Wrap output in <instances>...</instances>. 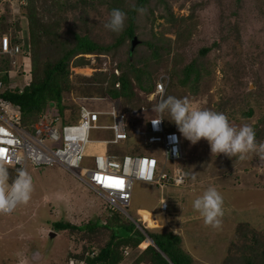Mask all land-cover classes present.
I'll use <instances>...</instances> for the list:
<instances>
[{
  "label": "rangeland",
  "instance_id": "1",
  "mask_svg": "<svg viewBox=\"0 0 264 264\" xmlns=\"http://www.w3.org/2000/svg\"><path fill=\"white\" fill-rule=\"evenodd\" d=\"M31 1L37 8L39 7L37 0H28V4ZM163 1L172 11L174 17L172 22L163 15L165 7L158 0H150V11L136 14L134 36L141 42V46L136 48L139 52L134 58V52L129 55L130 38L126 40L128 43L114 49L110 54H77L69 60L67 79L69 84L78 90L63 91L62 104L73 107L76 106L75 102L80 104L81 99L101 96L98 90L88 89L91 84L87 79L98 70L109 73L116 63L124 64L127 58L128 60L133 58L139 67V61H146L144 58L148 57L150 51L143 43L150 41L155 47L162 45L163 49L167 48L165 53L160 52L159 59L162 63L173 65L175 64L173 60L178 61V64H175L177 74L173 77L172 73L166 71L165 66L160 67L153 75L156 80L162 76L164 83L167 84L163 98L168 95L187 98L192 107L198 109L213 110L218 107V112L224 113L229 122L236 121V124L257 123L261 117L257 103L264 99V0ZM132 2L133 0L120 1L118 4H122L120 10L126 14ZM106 3L108 0L103 6L88 13L86 30L76 24L77 34L86 31L87 36L100 45L111 43L112 39L118 36L104 27L111 12ZM24 9L25 7L22 11ZM191 13L194 17L184 21L189 25L193 23L191 34L187 38V31L182 33L186 27L179 26V22ZM0 16H2L0 32L13 34L15 24L13 26L12 22L19 14L12 0H0ZM126 18L125 15V20ZM68 27L70 25L65 28ZM161 35L166 41H161ZM59 37L67 41L68 46L73 43L72 32L67 29H63ZM204 48L208 51L204 56H200L199 51ZM37 50L40 52V61L42 59L52 63L60 56L59 44L55 45L54 38L50 36ZM80 57L88 59L89 64L76 65L75 61ZM191 62L196 68L202 67H198L201 74L203 70L209 73L196 85L198 89L195 93L179 82L181 78L179 72ZM16 63L22 67L26 59L18 55ZM237 70L238 74L235 73ZM117 72L118 70L114 73ZM230 87H234V92L231 90L233 95L229 94ZM250 95L252 98L247 101V96ZM85 105L90 109L106 111L111 102L106 99H94L85 101ZM247 106L254 109L250 118L242 115ZM57 109L61 111L58 106ZM60 113L63 115L62 111ZM166 116L168 117V114ZM143 117H148V114L145 113ZM103 123L109 124L110 118L105 117ZM166 124V129H175ZM170 124L175 126L171 122ZM92 138H97V135L92 134L90 139ZM182 141L185 155V166L182 168L187 178L186 187L172 189L173 186H168L160 191L151 183L135 181L127 214L140 220L149 216L150 221H157L158 225L162 216H151L147 211L158 213L160 198L164 197L162 204L166 205L165 218L168 217L166 227L146 231L159 232L166 229L181 235L182 248L191 255L195 264H242L239 257L245 250L242 247L243 242L247 236L251 237V233L259 243H262L261 248H264V161L255 153H249L244 160L229 158L223 153H211L208 142L203 138L196 144H191L185 138ZM135 145H137L135 141L128 140L117 145H109V148L121 155L128 154L129 151L132 153ZM139 145L143 147L142 143ZM94 149V144L87 145L89 154L93 153ZM141 154L155 157L158 166L166 170L174 164L171 161L165 162L164 151L158 144L149 145ZM22 171L31 176L32 190L28 200L26 202L19 200L10 213L0 210V264H66L65 258L70 253L81 254L77 255L79 257L68 256L78 259L90 248H100L104 245L107 237L100 236L101 232L109 231L120 238H126L136 227L126 215H115L111 218L112 223L103 225L102 220L106 222L109 220L101 211L106 208L104 199L87 186L89 190H85L77 177L58 165L42 167L27 165ZM17 176L14 177L12 184H9L12 177L7 173L6 180L0 182V199L6 196ZM209 186L216 187L224 200V214L217 227L205 225L203 218L192 209V201ZM79 194L84 196V202L93 209L94 213L89 218L90 224L81 227L79 231L56 228L57 222H62L60 210L58 208L50 212L49 206H55L54 203L57 201L55 198L58 199L60 196L65 207L76 211L81 204L77 201ZM45 197L48 198V202H45ZM69 221L71 225L74 224L71 217ZM118 221L121 222L120 225L114 224ZM150 223L152 224V221ZM249 228L254 231L250 233ZM81 231L85 236L81 235L84 239L80 240ZM36 252L40 254L39 259L32 258V254Z\"/></svg>",
  "mask_w": 264,
  "mask_h": 264
},
{
  "label": "trees",
  "instance_id": "2",
  "mask_svg": "<svg viewBox=\"0 0 264 264\" xmlns=\"http://www.w3.org/2000/svg\"><path fill=\"white\" fill-rule=\"evenodd\" d=\"M16 1L18 2V0ZM106 1L107 0H42L40 3V0H37L39 3V7L37 8L32 1L28 4V0H25L26 5L24 11H22L23 8H20L21 15L24 19L20 20V18H16L12 24L13 26L15 24L14 29L20 31L22 30L21 26L23 25H21V22L23 21L26 28L27 44L31 52L29 71L30 79L28 83L23 85L18 83V80L23 82V78H25L23 76L24 72L22 67L19 68L15 75L10 76L9 73H4L0 76L3 83V89L0 90V98L17 107L25 124L32 122V120L36 118V114L43 113L47 104L51 101L55 102L57 106L61 108L60 110L62 112L69 108L71 113L75 115L77 107L63 105L61 97L63 91L75 89V87L69 84L67 79L69 74V60L77 54L96 55L101 53H112L114 49H118L120 46L128 43L126 40H129L134 36L135 16L137 13L141 12L139 9H144V11L151 10L149 8L150 0H133L131 5L129 4V8L126 11L127 18L124 22L123 30L119 33H115L118 36L114 37L111 43L100 45L91 40L85 33L86 31L83 34H77L76 28L78 26L79 28H85L86 30L88 13L90 11H94L97 7L103 6ZM120 1L122 0H108V3L105 5L111 10L114 8L122 9V4L118 5ZM158 1L163 5V7H165L163 8L165 11L163 15L168 19V21L172 22L174 17L171 9L165 1ZM193 17L194 14L191 13L186 18H182L179 22V26L185 25L186 28H184L182 33L187 31V38L191 34L193 23L189 25L184 21H189ZM69 25L70 27L65 28ZM63 29H67L72 32L73 43L70 46H68L67 41L62 40L59 37V33H61ZM111 33L113 34L114 32ZM49 36L54 38L55 45H57V43L59 44L60 52V56H57V59L52 63L42 59L40 61V52L37 50L42 42L47 41ZM160 39L161 41H166V38L162 35L160 36ZM16 41L21 43V40L16 39ZM140 44L141 42H139L134 48L133 58L136 54H138L139 51H136V48L141 46ZM143 44L149 48L150 51L148 57L144 58L146 61H139V67L138 63H134L133 58L131 60H128L127 58L124 64H121V62L118 64L116 63L115 67L108 71L109 73L98 70L91 78L87 79L89 84H91L88 88L89 90H98L101 95L99 98H103L111 103H114L118 106L119 110L124 113L128 140L135 141L138 145H135V148L131 151L132 153H130V151L128 152L131 155H141V151L151 145L146 141L143 135L134 134L135 129H143L146 126L148 119L142 116L146 112L141 113L140 116H132L131 112L135 109L141 108L142 106H146L147 108L152 106L153 103L148 100V96L155 89L156 78H153V75L160 67L165 66V69L167 68L170 72L167 69L166 71L168 73H172V77L177 74L175 72V64H178L177 60H173L175 64L171 65L167 62L162 63L159 59L161 55L160 52L165 53L167 48L163 49L164 46L162 45L155 47L150 41H146ZM60 49L62 50L60 51ZM207 51L208 50L205 48L199 51L200 56H204ZM169 52L170 50L168 53ZM4 60L7 61V58L5 57ZM75 64L87 65L89 64V60L84 57H80L75 61ZM252 65L255 66L254 64ZM198 67L201 66H197L196 68L194 63L191 62L183 67L179 72L181 75V78H179L180 84L182 86L184 85V87L186 86V88L188 90L190 89L192 93L197 91L198 87L196 85L200 83V80L207 77L209 74L206 70H203V74H201L200 68ZM115 70H118V73L115 74ZM242 71L244 72V68H242ZM235 73L238 74L239 70ZM75 90H78V88ZM231 90L234 92V87H230L229 91ZM232 91L229 94H232ZM89 97L92 98L91 96ZM251 98V95L250 97L247 96V101ZM85 99L89 98H84V100ZM84 100H82L81 103H84ZM257 108L261 111V117H259L258 122L255 124L250 122L247 123L255 131L256 142L260 143L264 139V99L263 101H258ZM215 109H213V111H217L218 107ZM146 111H149L148 113L150 115L152 113L155 114L151 108ZM253 113L254 109L251 106H247V110L244 112L242 111V115L247 118H250ZM166 115L167 113H164V118H166L163 119L164 124L167 123V126L174 127V131L178 132L176 130V126L170 124V122L168 123L169 120ZM230 123L235 127L242 125V123L236 124V121H230ZM94 134H96L97 137H108L109 133L96 132ZM179 135L182 146L183 136L180 133ZM140 136H142V138ZM139 143L143 144L142 148ZM184 156L185 155L183 153L182 159L175 162L176 164H173L170 169H167V171H171L172 173L175 165L184 167ZM0 167L6 169V172L11 175L12 179L10 178L8 183L12 184L14 177L19 174V168L3 165H0ZM185 185H187L186 174L185 183L181 186ZM181 186H173L171 188L179 189ZM158 189L160 190V188ZM162 198L164 197H161L160 200ZM111 218L108 220L107 224L110 222L112 223ZM142 219L145 223H147V227H150L148 222L151 221L148 219V216L147 218ZM89 224L90 222L88 225ZM114 224L120 225L121 222L118 221ZM154 224V228L149 229L165 228L157 227V223ZM61 225L64 229L79 231L81 230V227L86 226L87 224L79 227L70 224ZM55 227L59 228L57 225H55ZM251 229L252 228H249L250 233L251 231H254ZM83 234L84 233L82 231L79 233V237H81V239H84L85 234L84 236H81ZM99 235L104 236L105 238L107 237V240L100 248L97 247V257L89 261L90 264H195V260L191 257V255L182 248V236L170 230L162 229L159 232L146 231L145 236L138 228L135 227L126 238H120L115 233L109 231L101 232ZM145 238H150L154 245H148L150 242L149 240H145ZM142 241L143 243L141 244V248L143 249H140L138 248V244ZM243 243L242 247L245 248V250L242 254H240L239 261L242 264H264V248H261L262 243H259L252 233L251 237L247 236L246 241ZM124 246L128 251L126 255L124 254Z\"/></svg>",
  "mask_w": 264,
  "mask_h": 264
},
{
  "label": "built area",
  "instance_id": "3",
  "mask_svg": "<svg viewBox=\"0 0 264 264\" xmlns=\"http://www.w3.org/2000/svg\"><path fill=\"white\" fill-rule=\"evenodd\" d=\"M12 1L17 14L20 13V8L26 5L25 0ZM12 31L13 34L0 32V76L4 73H9L10 76L15 75L21 68L16 63V57L21 55L26 59L25 65L22 66L25 77L23 81L28 83L31 52L23 31H17L14 28ZM16 39L21 40V43ZM5 57L7 61H4ZM166 85L162 76L156 80L155 89L148 96V100L153 102L151 110L153 105L164 97ZM1 89H3V83L0 79ZM94 99L101 98L92 97L82 100ZM150 108L142 106L131 112L132 116H140L143 112L148 114L146 126L143 129H135L134 134L143 135L149 144L161 145L165 161L176 164L175 162L183 157L180 136L166 129L163 120L158 125L159 130H154L151 120L157 117V113L150 115L149 111H146ZM76 111L74 115L65 110L61 115L57 104L51 101L43 113L36 114L32 122L25 124L17 107L0 98V164L18 167L20 171L27 165L32 167L61 166L78 178L84 179L93 190L97 192L102 190L109 212L115 209L122 210L127 206L135 179L154 184L161 191L165 187H177L185 183V172L181 166L175 165L171 173L164 167L158 168V162L154 157L142 154L118 156L105 149L109 145H117L128 138L125 115L114 106H110L106 111H100L90 109L81 103L78 104ZM104 117H110L111 122L104 124ZM98 131H109L110 137L90 139V136ZM172 134L177 137L175 142L169 139ZM88 144L99 145L103 147V151L93 155L91 162L83 164ZM174 148L175 152H173ZM18 199L19 197L12 191L11 186L3 198L5 207L0 209L9 212ZM162 199L161 204L164 202ZM161 204L158 213L167 215L166 205ZM138 221L140 222L139 219ZM140 226L138 229L146 236L144 229H149L147 223L142 228ZM127 252V248H124L125 255ZM96 257L97 250L92 249L85 252L81 259L71 258L68 264H90L89 261Z\"/></svg>",
  "mask_w": 264,
  "mask_h": 264
},
{
  "label": "clouds",
  "instance_id": "4",
  "mask_svg": "<svg viewBox=\"0 0 264 264\" xmlns=\"http://www.w3.org/2000/svg\"><path fill=\"white\" fill-rule=\"evenodd\" d=\"M139 11L143 12L144 9H139ZM125 15L126 14L120 9H117V8L112 9L110 14H109V19L104 24V27L109 29L110 31H112L114 33H119L124 28ZM18 18H20V20L24 19L23 16L21 17L20 15ZM30 61H31V58H30ZM115 71H117V70H115ZM17 80H18V77H17ZM18 83L21 85L25 84L24 81L20 82L19 80H18ZM95 98H99V97H95ZM101 99H103V98H101ZM78 104L79 103L75 102V105L77 108H78ZM82 104H85V101ZM110 106H114L116 108L114 103H111ZM116 109L119 110V108H116ZM152 110L157 113V117L151 120V123L153 125L154 130H159L158 125L161 123V121L163 119H165L164 113H167L168 117H170L168 119L169 122L175 124L179 133L183 136V138L188 140L191 144H196L198 141H200L203 138L208 142V144L210 146L211 153H215V154L223 153L226 156H228L229 158L236 157L239 160L246 159L247 155L249 153H255L256 156H258L261 161H264V142H260V143L256 142L254 129L248 124H243L239 127L233 126L229 122L226 115L222 112L213 111V110H209V109L194 108V107H192V105L190 104V102L187 98H177V97L172 96V95H168L166 98H161L158 103L153 105ZM68 111L71 112L70 109H68ZM110 122H111V119H110ZM171 131H174V130H171ZM98 132H106V133L108 132L109 134H108V137H99L98 136L97 138H109L110 137L109 131H98ZM174 132H176V131H174ZM176 133L179 135L178 132H176ZM101 136H103V135H101ZM169 139L171 141L175 142L177 140V137L175 136V134H172L169 137ZM122 142H124V141H122ZM125 142H128V138L125 140ZM120 143H118V144H120ZM97 147L100 148V151H96ZM105 149H107L108 152H112V153L118 155L117 153L111 151L109 146L106 147ZM101 151H103V147H101L99 145H95V150L91 154H89L88 151L86 150L84 163L87 164V163L91 162L92 156L95 155L96 153L101 152ZM175 151H176V149L174 148L173 152H175ZM124 155L135 156V155H131L129 153L128 154L123 153V154L118 155V156H124ZM156 161H157V159H156ZM157 167L159 168V166H157ZM75 177H77V176H75ZM6 178H7L6 169L0 167V182L6 180ZM79 179L89 189L93 190L92 188H90L85 183L84 179H81V178H79ZM135 181H140V180L135 179L133 181V183ZM141 182H143V181H141ZM133 183H132V186H133ZM31 190H32V178H31V176L28 175L26 172L19 170V174H18V176H17V178L14 181V184L12 186V191L19 197V199L14 203L12 209L9 212H4L1 209L0 210L4 213H10L14 209L15 205L17 204V202L19 200H21L23 202H26L28 200ZM93 191L97 195L102 197L105 201L104 193L102 190H99V192H97L95 190H93ZM131 193H132V187H131V192H130V198H131ZM129 202H130V199H129ZM129 202H128V204H129ZM128 204H127V206H128ZM127 206L124 207L122 210L115 209L112 212H109L107 210V208H105L104 214L108 217V219H110L111 217L113 218L115 215H126L136 225V228H138L137 223H139L138 226L141 225L140 227L142 228V226L145 224L144 220L139 219L140 222H142V223H140L138 221V218L134 219L131 216H129L127 214ZM4 207H5V203H4L3 199H0V208H4ZM192 209L195 212H197L200 217L203 218V222L205 225L217 227L220 225V223H221L220 218L224 214L223 196L217 190L216 187L209 186L192 201ZM106 223L107 222L105 220H102L103 225H105ZM157 229H160V228H157ZM146 230L147 229L145 228L144 231L146 232ZM145 240H149L150 243L148 245L151 244L150 238H145ZM141 243H139V244H141ZM124 248H125V246H124ZM92 249L97 250V254H98V249L96 247L90 248L89 251H91ZM141 249H143V248H141ZM83 256L78 258V259L83 258ZM70 259L71 258H69L67 260L66 264H68V261ZM73 259H76V258L73 257Z\"/></svg>",
  "mask_w": 264,
  "mask_h": 264
},
{
  "label": "crops",
  "instance_id": "5",
  "mask_svg": "<svg viewBox=\"0 0 264 264\" xmlns=\"http://www.w3.org/2000/svg\"><path fill=\"white\" fill-rule=\"evenodd\" d=\"M21 25H23V26H21V29L23 31L24 36L26 37V28H25V25H24V22L23 21L21 22ZM103 119L105 120V118H103ZM96 151H100V148L97 147L96 148ZM77 180H79L80 182H82L79 178H77ZM77 184L80 185V183H78V182H77ZM82 184H83L82 186H83V188L85 190H89L83 182H82ZM57 198L58 199L55 198V200H57L54 203L55 206H49V211L52 212L53 210H58V208H59L60 214H61L60 215L61 216V221H62L61 223L57 222V224H56L59 227V229L63 227L61 224H70V221H69V218L70 217L72 218V220L74 222V224H72V225L78 226V227L79 226H82L84 224H88L89 222H91V221H89V218L93 215L94 212L92 211L93 209H90V207L84 202V200H85L84 196H82L81 194H79V196L77 197V201H80L81 204L78 205V209L76 211H71V210H69V208L65 207L64 201L61 200V197L60 196H58ZM44 200H45V202H48V198L45 197ZM36 207H38V204H37ZM101 211L104 213V210L103 209ZM148 212L151 213V214H155L154 216H156V215L158 216V213H154V212L147 211V213ZM79 214H81V215H79ZM102 216H99V217H102ZM64 218H65V220H64ZM142 218H145V217H142ZM167 219H168V217L165 218V216H162V219H161L160 223L157 226H159V227H166V221H167ZM151 221H152V223H157V221L156 222L154 220H151ZM31 227H30V229H31ZM79 238L81 240V237H79ZM71 249H73V247H71ZM69 251L71 252V250H69ZM69 255H76V257H79L77 255H80V254H71L70 253ZM68 256L65 258V261L66 262H67V260L69 258H71V257H68ZM32 258L39 259L40 258V254L38 252L33 253L32 254Z\"/></svg>",
  "mask_w": 264,
  "mask_h": 264
},
{
  "label": "water",
  "instance_id": "6",
  "mask_svg": "<svg viewBox=\"0 0 264 264\" xmlns=\"http://www.w3.org/2000/svg\"><path fill=\"white\" fill-rule=\"evenodd\" d=\"M140 41L133 36L130 40V48H129V55H131L133 53V50L135 48V46L139 43ZM151 244L154 245V243L151 241Z\"/></svg>",
  "mask_w": 264,
  "mask_h": 264
},
{
  "label": "bare ground",
  "instance_id": "7",
  "mask_svg": "<svg viewBox=\"0 0 264 264\" xmlns=\"http://www.w3.org/2000/svg\"><path fill=\"white\" fill-rule=\"evenodd\" d=\"M88 70V69H87ZM183 169V168H182ZM184 170V169H183ZM149 214H151V213H149ZM155 214H151V216H154ZM157 216V215H156ZM158 216H165V215H162L161 213H158ZM145 218H147V217H145ZM148 219H150L149 218V216H148ZM152 224H154V223H152ZM150 222H148V225L150 226V227H148V228H154V225H152ZM157 227H159V226H157Z\"/></svg>",
  "mask_w": 264,
  "mask_h": 264
},
{
  "label": "snow or ice",
  "instance_id": "8",
  "mask_svg": "<svg viewBox=\"0 0 264 264\" xmlns=\"http://www.w3.org/2000/svg\"><path fill=\"white\" fill-rule=\"evenodd\" d=\"M117 186H119V182H117Z\"/></svg>",
  "mask_w": 264,
  "mask_h": 264
}]
</instances>
